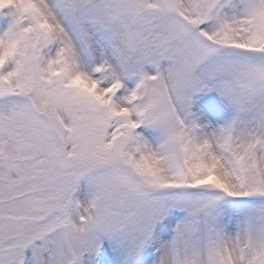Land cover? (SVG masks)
Returning a JSON list of instances; mask_svg holds the SVG:
<instances>
[{
	"label": "snow or ice",
	"instance_id": "snow-or-ice-1",
	"mask_svg": "<svg viewBox=\"0 0 264 264\" xmlns=\"http://www.w3.org/2000/svg\"><path fill=\"white\" fill-rule=\"evenodd\" d=\"M0 264H264V0H0Z\"/></svg>",
	"mask_w": 264,
	"mask_h": 264
}]
</instances>
